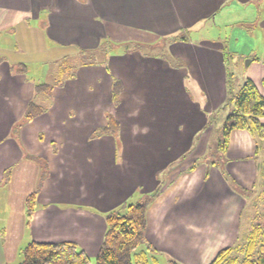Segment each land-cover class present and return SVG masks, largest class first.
Masks as SVG:
<instances>
[{
	"label": "crops",
	"instance_id": "0c3cea01",
	"mask_svg": "<svg viewBox=\"0 0 264 264\" xmlns=\"http://www.w3.org/2000/svg\"><path fill=\"white\" fill-rule=\"evenodd\" d=\"M254 6L255 0H0V34L19 35L23 49L33 44L38 55L46 52L41 43L78 56L102 39L130 47L185 36L169 48L181 68L131 48L112 56L108 67L80 65L75 75L50 84L51 96L36 95L40 83L15 72L20 63L8 58L13 45L6 41L0 48V246L67 242L95 258L105 215L149 200L150 249L141 251L147 260L211 264L236 247L246 208H254L264 185V141L233 130L225 153L210 159L215 127L208 115L224 110L247 80L264 98V15ZM247 59L243 79L230 83ZM114 79L122 83L116 104ZM31 101L44 113L18 127ZM110 115L116 132H102ZM32 194L35 213L28 219L25 201ZM6 261L0 253V264Z\"/></svg>",
	"mask_w": 264,
	"mask_h": 264
},
{
	"label": "trees",
	"instance_id": "16d2710c",
	"mask_svg": "<svg viewBox=\"0 0 264 264\" xmlns=\"http://www.w3.org/2000/svg\"><path fill=\"white\" fill-rule=\"evenodd\" d=\"M80 57L85 58L81 64L83 66L96 64L94 61L88 62L87 55L82 54ZM15 69L19 74H26V69L22 65H18ZM53 88L50 84H38L34 87V93L51 96ZM121 93L122 83L114 79L112 98L115 104ZM229 104H232L234 109L222 126V138L217 151L225 153L229 133L233 130L248 131L252 136L264 141V125L259 121L264 118V98L259 94L254 83L250 80L245 81L238 94L228 99L226 106ZM43 113L44 109L31 101L18 127L31 122ZM107 121V127L102 132L115 133L118 127L117 121L112 115L108 116ZM35 201L36 194L28 196L25 201L28 219H31L35 213ZM257 203L262 205L263 209L253 217V222L244 235V242L240 246L238 244L234 248L221 251L211 264H264V185L258 192L255 204ZM148 206L149 200L124 205L121 209L105 215L106 231L94 264H148L145 252L135 253L140 247L150 249L145 241ZM20 264H92V259L73 243L31 242L23 250V260ZM168 264L179 263L170 261Z\"/></svg>",
	"mask_w": 264,
	"mask_h": 264
},
{
	"label": "rangeland",
	"instance_id": "374dc122",
	"mask_svg": "<svg viewBox=\"0 0 264 264\" xmlns=\"http://www.w3.org/2000/svg\"><path fill=\"white\" fill-rule=\"evenodd\" d=\"M259 3L260 0H255L254 8L257 11H259L262 15H264V4L259 5ZM35 22L36 21H34L33 23L35 24ZM224 33L225 32H223L222 36L224 35ZM212 34L215 33L212 31L210 33V36H207V38H211V37L213 38L214 35L211 36ZM183 39H185V36L184 33L182 32L178 36L157 39L153 41L151 44L145 42L144 43L137 42L136 44L133 43L131 44L130 47L122 46L120 43L115 42L114 40L102 39L99 48H97L96 50L87 51V56H89L87 57V60L88 62L94 61L95 63H98V65H103L104 67L105 66L108 67L109 65L108 61L111 60L112 56L116 54H120L123 51L131 50V48H135L138 52L142 53V55L158 57L165 61L169 60V62L171 63V67L178 69L183 67L184 64L180 60L172 58V54L171 52H169V48L172 46V44L176 43L177 41H182ZM198 40H199L198 36L192 37V41H198ZM6 41H9V43L13 45V49H11V53L13 52V54H9L8 58L11 59L13 63L19 62L20 63L19 65L24 66L26 69V74L29 76V78L34 80L36 83H40V84L42 83L59 84L60 81H63V79L67 77L66 75H75L77 69H79L78 67L85 60V58L80 57L81 55L77 56L75 53H70V52H66L65 54L62 52L53 53L52 51L49 50L48 43H46L47 46L41 43V48L43 50L45 49L46 52H42L40 55H38L36 53L38 52V50L35 52L32 50L33 44H31L30 49H23V44L21 43L19 35L10 38V36L7 34H0V48L6 43ZM255 43L256 46H258L257 40H255ZM248 61L249 60L247 59L243 62V65H240L241 69L236 70L235 76L230 74V83L231 82L233 83L234 78H236L237 81H241L243 79V75L245 72L244 68L246 66V62ZM17 66L18 65L13 67L16 68ZM191 91L192 89L190 88L189 94L193 97L195 94L193 93V91L192 92ZM233 109H234L233 105L229 104L226 106L224 110H219L208 115L210 123H212L213 127H215L214 134L211 140L210 157H209L210 159H216L218 157L217 150H218L219 142L221 141L222 138V126L225 123L227 116L233 112ZM40 172L36 181V186L38 187V189L43 181L42 178L44 175V170L42 171L40 170ZM159 176H160L159 181H161L163 177H161V174ZM258 188H260L259 185L257 186V190ZM152 195H155V192ZM136 201L138 200H134L130 203L135 204ZM142 202L143 200L141 201V203ZM255 205L256 206L252 209L250 208V210L246 208V213L242 218L241 239L239 246L241 245V243L244 242V237H245L244 235L247 233L249 226L253 222V217L257 212L261 213L263 209L262 205H260L259 203ZM27 245L28 242H22L19 246H15V247L12 245H8L6 247L0 246V253L2 254V258H7V261L3 264H20L23 260V250ZM143 250H144L143 247H140L135 253H140ZM91 259H92V264H94L95 258H91ZM154 259L156 260V262H153L152 258H148V264H168L166 258L155 257Z\"/></svg>",
	"mask_w": 264,
	"mask_h": 264
},
{
	"label": "water",
	"instance_id": "95a60500",
	"mask_svg": "<svg viewBox=\"0 0 264 264\" xmlns=\"http://www.w3.org/2000/svg\"><path fill=\"white\" fill-rule=\"evenodd\" d=\"M249 64V61L248 62H246V65H248Z\"/></svg>",
	"mask_w": 264,
	"mask_h": 264
}]
</instances>
